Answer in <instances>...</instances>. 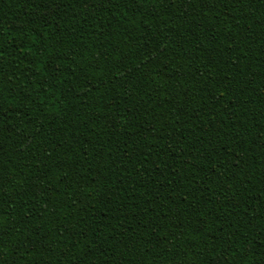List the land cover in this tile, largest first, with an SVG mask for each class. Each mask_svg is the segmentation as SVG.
<instances>
[{
  "label": "trees",
  "instance_id": "16d2710c",
  "mask_svg": "<svg viewBox=\"0 0 264 264\" xmlns=\"http://www.w3.org/2000/svg\"><path fill=\"white\" fill-rule=\"evenodd\" d=\"M0 264H264V0H0Z\"/></svg>",
  "mask_w": 264,
  "mask_h": 264
}]
</instances>
